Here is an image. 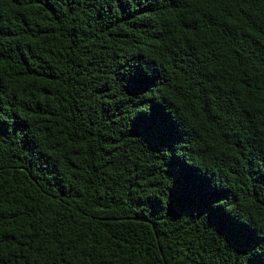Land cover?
<instances>
[{
	"label": "trees",
	"instance_id": "trees-1",
	"mask_svg": "<svg viewBox=\"0 0 264 264\" xmlns=\"http://www.w3.org/2000/svg\"><path fill=\"white\" fill-rule=\"evenodd\" d=\"M0 264H264V0H0Z\"/></svg>",
	"mask_w": 264,
	"mask_h": 264
}]
</instances>
